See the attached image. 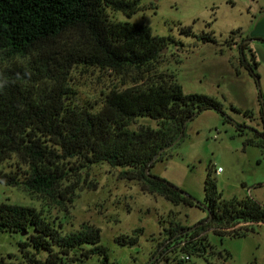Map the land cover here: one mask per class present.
Segmentation results:
<instances>
[{
    "label": "trees",
    "instance_id": "1",
    "mask_svg": "<svg viewBox=\"0 0 264 264\" xmlns=\"http://www.w3.org/2000/svg\"><path fill=\"white\" fill-rule=\"evenodd\" d=\"M138 3L0 0V184L70 203L86 168L101 162L120 167L124 178L141 182L148 193L207 211V217L195 225L177 223L168 228L166 240L171 241L166 248L181 245L183 259L195 255L202 256L205 264H228L227 254L220 251L213 250L226 263L207 258L212 246L201 233L211 228L220 237L244 236L254 225L264 224V205L250 195L223 199L211 171L204 181L202 203L150 172L179 143L185 125L199 113L210 109L227 117L222 103L211 95L184 93L173 75L145 87L111 89L98 109L73 102L68 80L76 65L115 72L155 69L164 38L152 35L143 23L115 21L107 11H121L130 18L138 11ZM183 30L195 35L190 27ZM198 37L215 41L209 34ZM246 46L240 44L241 61L258 83L259 63L253 55L251 62L245 58ZM17 57L23 62L17 63ZM260 113L264 122L263 104ZM144 117L154 120L156 127H130ZM243 127L236 126L240 134ZM250 131L253 137L244 146L264 148V129ZM11 156H15L16 169L3 171L1 164ZM238 223L249 226L235 231ZM140 231L117 235L114 241L137 244ZM0 233L17 239V253L0 255V264H87L92 256L104 264L109 261L99 227L85 222L66 232L33 206L0 202Z\"/></svg>",
    "mask_w": 264,
    "mask_h": 264
},
{
    "label": "rangeland",
    "instance_id": "2",
    "mask_svg": "<svg viewBox=\"0 0 264 264\" xmlns=\"http://www.w3.org/2000/svg\"><path fill=\"white\" fill-rule=\"evenodd\" d=\"M138 1L139 9L130 18L121 11H107L115 21L143 23L152 35L164 38L155 69L115 72L76 65L68 80L74 92L73 102L98 109L111 89L145 87L166 75H173L184 93L215 97L222 103L227 117L210 109L199 113L185 125L179 143L169 148L150 172L202 203L204 181L211 171L223 199L250 195L264 205V148L244 146L246 139L253 137L251 128L264 129L260 113L262 104L264 107V38L251 37L258 34L264 37V22L255 18L264 7V0ZM186 27L195 35L186 34L183 30ZM203 34H209L215 41H202L198 36ZM243 42L247 44L245 58L251 62L253 55L259 63L258 83L241 61ZM16 62L23 59L17 57ZM245 111L250 113L245 115ZM148 124L156 127V122L146 117L137 119L130 127L136 129ZM237 125L244 126L243 134L237 131ZM217 167L222 171L215 172ZM1 169L14 171L15 156L5 160ZM85 171L70 203L55 202L44 194L4 184H0V202L33 206L66 232L79 229L85 222L99 227L101 243L109 253L106 264L206 263L202 256L183 259L181 245L166 248L171 241L166 240L167 229L177 223L197 224L208 215L203 207L173 204L158 194L148 193L142 189L141 182L124 178L122 168L105 162L93 164ZM245 226L238 223L233 228L243 231L249 225ZM137 228H141L137 244L120 245L114 241L117 235L130 236ZM200 236H205L213 248L208 249L207 255L212 262L226 261L217 257L215 251H220L227 254L228 264H264L263 223L254 225L244 236L220 237L211 228ZM16 240L0 233V255L17 253ZM87 264L104 263L98 256H92Z\"/></svg>",
    "mask_w": 264,
    "mask_h": 264
},
{
    "label": "crops",
    "instance_id": "3",
    "mask_svg": "<svg viewBox=\"0 0 264 264\" xmlns=\"http://www.w3.org/2000/svg\"><path fill=\"white\" fill-rule=\"evenodd\" d=\"M253 17V16H252ZM256 19H260L261 22H264V7L260 8L259 14L257 16H255ZM251 37H253V39H258L261 40L262 38H264L262 35L258 34L256 36L251 35ZM252 40V39H250Z\"/></svg>",
    "mask_w": 264,
    "mask_h": 264
},
{
    "label": "built area",
    "instance_id": "4",
    "mask_svg": "<svg viewBox=\"0 0 264 264\" xmlns=\"http://www.w3.org/2000/svg\"><path fill=\"white\" fill-rule=\"evenodd\" d=\"M220 171H222V168H221V167H217V168L215 169V172H220Z\"/></svg>",
    "mask_w": 264,
    "mask_h": 264
},
{
    "label": "water",
    "instance_id": "5",
    "mask_svg": "<svg viewBox=\"0 0 264 264\" xmlns=\"http://www.w3.org/2000/svg\"><path fill=\"white\" fill-rule=\"evenodd\" d=\"M249 41V40H248ZM162 151H160V153H161Z\"/></svg>",
    "mask_w": 264,
    "mask_h": 264
}]
</instances>
